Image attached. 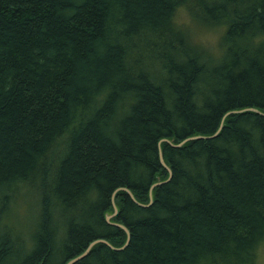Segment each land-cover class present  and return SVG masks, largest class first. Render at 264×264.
Listing matches in <instances>:
<instances>
[{
  "label": "trees",
  "instance_id": "1",
  "mask_svg": "<svg viewBox=\"0 0 264 264\" xmlns=\"http://www.w3.org/2000/svg\"><path fill=\"white\" fill-rule=\"evenodd\" d=\"M204 29L216 48L193 36ZM245 106L259 112L222 117ZM220 120L212 137L157 142ZM158 149L170 176L149 201L168 176ZM28 188L30 245L4 223ZM112 201L126 245L96 242L71 264L252 263L264 238V0H0V264H63L94 238L122 245Z\"/></svg>",
  "mask_w": 264,
  "mask_h": 264
},
{
  "label": "rangeland",
  "instance_id": "2",
  "mask_svg": "<svg viewBox=\"0 0 264 264\" xmlns=\"http://www.w3.org/2000/svg\"><path fill=\"white\" fill-rule=\"evenodd\" d=\"M176 19L186 23L189 22L187 14L183 9H180L176 14ZM194 28V27H193ZM192 28V29H193ZM178 31L184 36L186 29L184 26H180ZM193 36L198 41L207 43L211 48H216L218 45V33L216 29H204L197 30L193 33ZM19 202L15 206V210L8 214L9 217L4 222L6 226L13 231L16 236H28L25 238V242L31 244V236L33 229H35L37 222V211L34 209L35 196H33V190L28 188L19 192ZM110 213V212H109ZM111 217V216H110ZM111 222V221H109ZM264 258V238L260 241L255 250V259L250 264H261V260ZM211 259H207L205 262H210Z\"/></svg>",
  "mask_w": 264,
  "mask_h": 264
},
{
  "label": "water",
  "instance_id": "3",
  "mask_svg": "<svg viewBox=\"0 0 264 264\" xmlns=\"http://www.w3.org/2000/svg\"><path fill=\"white\" fill-rule=\"evenodd\" d=\"M245 109H249V110H253V111L259 112V110H258L257 108H255V107H252V106H245V107H241V108H234V109L227 110V111L222 115V117H223L224 115L228 114V113L238 112V111H242V110H245ZM222 117H221V120H222ZM221 120H220V122H219V124H218V127H217L212 133H209V134H198V135H197V134H195V135H188V136H185L184 138H182L181 140H179L178 142H172L170 139H167V138H162L161 140H158L157 142L159 143L160 141H165V142H167L168 144H171V145H173V146H178V145H180L182 142H184V141H186V140H188V139H191V138H197V137L208 138V137H212V136H214V135L216 134V132H217L218 129L220 128V126H221ZM158 157H159V161H160V163L163 164V165L166 167V169L168 170V176H167L165 179H163V180H157V181H154V182H152V183L150 184V186H149V191H148V192H149V201L151 200L150 188H151L152 186H154L155 184H158L159 182L165 181V180L170 176L169 168H168V166L165 165V163H164V161H163V159H162V154H161L160 149H158ZM118 188L124 190V191L130 196V198H131L134 202L139 203V202H137V201L135 200V198L133 197L131 191H130L128 188H126V187H124V186H120V187H118ZM147 204H148V203H146V204H144V205H147ZM112 206H113V211H112V213H107V214H105V219H106L108 222H109V217L112 216V215L116 212V207H115L113 201H112ZM110 223H113V224H116V225L120 226V227L125 231V233H126V238H125V240H124V242H123L122 245H120V246H112V245H111L106 239H104V238H94V239L90 240V241L85 245V247L83 248L82 251H80V252L77 253L76 255H74V256L68 258L63 264H71V263H73L74 261L78 260L79 258L83 257V256L88 252V250L90 249V247H91L94 243H96V242H103V243L107 244L109 247H111V248H113V249H121L122 247H124V246L126 245L127 241H128V237H129V233H128L126 227H125L123 224L118 223V222H110Z\"/></svg>",
  "mask_w": 264,
  "mask_h": 264
},
{
  "label": "clouds",
  "instance_id": "4",
  "mask_svg": "<svg viewBox=\"0 0 264 264\" xmlns=\"http://www.w3.org/2000/svg\"><path fill=\"white\" fill-rule=\"evenodd\" d=\"M261 264H264V258H262V260H261Z\"/></svg>",
  "mask_w": 264,
  "mask_h": 264
}]
</instances>
